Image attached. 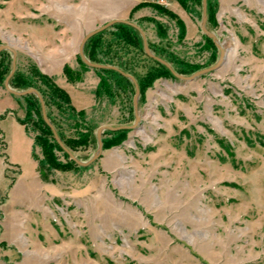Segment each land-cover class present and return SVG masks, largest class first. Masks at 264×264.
<instances>
[{"label":"rangeland","instance_id":"1","mask_svg":"<svg viewBox=\"0 0 264 264\" xmlns=\"http://www.w3.org/2000/svg\"><path fill=\"white\" fill-rule=\"evenodd\" d=\"M41 1L44 19L33 18L31 3L26 21L40 20L48 46L58 44L52 70L22 31L13 33L24 0H0V45L8 46L0 56V264H264V0H210L206 28L224 56L192 80L161 75L142 42L114 24L82 43L87 32L129 20L150 52L190 76L222 53L202 28L203 0L190 11L177 0ZM93 44L97 63L136 81L88 65L80 51L93 62ZM14 58L18 79L44 94V74L85 112L79 119L51 101L45 109L77 159L98 154L102 126L131 127L120 140L105 129L107 146L87 166L53 147L56 168H42L41 114H28L27 97L6 87ZM78 132L89 135L83 144Z\"/></svg>","mask_w":264,"mask_h":264},{"label":"trees","instance_id":"2","mask_svg":"<svg viewBox=\"0 0 264 264\" xmlns=\"http://www.w3.org/2000/svg\"><path fill=\"white\" fill-rule=\"evenodd\" d=\"M177 1L182 6H184L186 9H188L189 11H190L189 2H197L198 1V2L202 3V0H177ZM149 5H153V4L149 3ZM154 6L158 7L160 10H162V11H164L166 13H170L171 15H173L172 12H169L168 10L163 9L162 6H159L157 4H154ZM213 14H214V11H213L212 6H211V1L207 0V15H208V20L209 21H211V20L213 21ZM180 23L182 24V21H180ZM114 26L117 27V29H119L120 35L124 39H126V38L130 39L132 37H133V39L137 38L138 45L140 46V41L142 42L141 44L144 45L143 36H142L141 32L138 30V28H136L132 24L124 22V21H118V22L114 23ZM104 30H102V31H104ZM102 31H99L96 34L92 35L89 38V40H93ZM183 31H185V28H183ZM206 38L208 40V43L211 46H213L214 48H216V44H215V41L213 40V38L211 36H209V35H206ZM94 48H95V44H93L91 46V49L89 51V57L91 58L93 63H97L99 61L95 57V49ZM2 53H3V50L0 51V56L2 55ZM155 55L161 57L162 54L157 52V54H155ZM169 58H171V57H169ZM163 59H165V58H163ZM154 60L157 62L158 66H159V69H160L159 71L161 72V75L165 74V75L175 76L173 74V71H172V69L175 70V68L172 65H171V67H172V69H171L168 66H166L165 64L159 62L158 60H156V59H154ZM165 60H167V59H165ZM167 61L168 62L172 61L173 63H175L172 58L167 60ZM99 64H102V63H99ZM96 68L106 72L107 76H109L110 78H112L116 82H119L120 80L129 81V77H127L126 75L122 74V72L117 70V69L106 68V67H96ZM180 69L184 70L186 68L182 67ZM9 71H10V69H9ZM175 71L180 73V74H182L181 73L182 71H179V70H175ZM16 76L17 75H16V71H15L12 74V76L10 77V82L12 83V85L14 87H23L25 89L31 88L30 87L31 84L25 78H23V79L19 78L18 79ZM41 77L44 80V82H46L47 85L50 87V92H44V94L38 89L39 90L38 92L42 93V94L41 93L40 94L43 95L42 96L43 99L45 98V101H46L45 102L46 103L45 106L46 105L49 106V102L51 101V102L57 104V106L59 108L65 110V111H68L70 113V115H73L74 117H78L79 119L80 118H84L85 112L83 110L82 111H77L75 109V107L71 104L69 94L67 93V91L65 89L59 87L54 82H52V80L48 76H46L44 74H41ZM105 82H106V78H104V83ZM139 87L141 89V84H140ZM25 96L28 99V108H27L28 109V114H31V111L34 110V109L38 110L39 113L41 114L40 115L41 116L40 117V123L43 125V127L41 128V132H42V134L44 136L42 135L43 139H40L41 136L37 137V140H38V143L40 142L41 146L44 149L45 157H44V159H42L40 161L39 164H40V166L42 168L45 167L46 164L49 165V167H51V168H53V167L56 168L55 166H57V165H54L55 164L54 160H53L54 158H53V155L50 152V150H52L53 147H56V148L62 150L65 153V155L68 156L69 158H71V157L68 154V152L66 150H64L63 147L58 143V141L55 138L52 126L44 119L43 112H42V104H41L40 99L38 98V96H36L34 93H29V94H26ZM124 131H126V129L106 130L105 133L114 134L115 135V139L120 140L122 138L121 137L122 136V132H124ZM78 133L80 135V137H79L80 141H77V142H79L80 144H83L88 139V138H86V136L88 137L89 135L88 134L85 135L83 132H78ZM58 135H59L60 139L62 140V142L64 143V145L69 150H71L70 143L67 140H64V138H63V136L61 134L58 133ZM106 141L107 140H102L103 147L107 146ZM117 142H119V141H116L115 143H117ZM71 161L74 162L76 165H79L72 158H71Z\"/></svg>","mask_w":264,"mask_h":264},{"label":"water","instance_id":"3","mask_svg":"<svg viewBox=\"0 0 264 264\" xmlns=\"http://www.w3.org/2000/svg\"><path fill=\"white\" fill-rule=\"evenodd\" d=\"M206 11H207V0H203V21H202V28H203V30L206 32L207 35H209V36H211V37L213 38V40L215 41V43L220 47V50H221L222 53H221V57H220V59L217 61V63H216L215 65H212V66H209V67H206V68L200 69V70L196 71L195 73H193V74L190 75V76L183 75V74H180V73L176 72L174 69H172L171 64H170L167 60H165V59H163V58H161V57H159V56H156L155 54H153L152 52H150V50H149V46H148V43H147V41H146V37H145V35H144L143 30H142V29H141L136 23L131 22V21H129V20L115 19V20L110 21V22H108L107 24H105V25H103V26H101V27H99V28H97V29H95V30L89 32V33L85 36V38H84V40H83L82 47H83L85 41H86L89 37H91L92 35H94V34H96L97 32L102 31L103 29H105V28L111 26V25L114 24L115 22H118V21H124V22H127V23L132 24L133 26H135L136 28H138V30L141 32V34H142V36H143V41H144V48H145L146 53H147L149 56H151L152 58H154V59L158 60L159 62L165 64V65L168 66L169 68H171L172 71H173V74H174L176 77H180V78H183V79H185V80H192V79H194L195 77L202 75L203 73H206V72H208V71H211V70H214V69L218 68V67L220 66V64H221V62H222V59H223V56H224V50H223L222 47L216 42V36L213 35V34H211V33L207 30V28H206V15H207ZM4 48H8V46H7V45H0V51L3 50ZM13 52L15 53L14 50H13ZM80 54H81L83 60H84L88 65H90V66H92V67L114 68V69H117V70L121 71L122 74L126 75L127 77H129V78L132 79L133 81H136L132 75H130V74L127 73V72L122 71L121 69H119V68L116 67V66H113V65H106V64H99V63H93V62L89 61V60L85 57V55H84L82 49H81V51H80ZM14 71H15V58H14V60H13V68H12V70H11V73L9 74V76H8V77L6 78V80H5L6 87H7L8 91H10V92H12V93H14V94H17V95H26V94H29V93H35V94L38 96V98L40 99V102H41V104H42L43 117H44V119H45V120H46V121L52 126L56 140H57L58 143L63 147V149L66 150V151L68 152V154L70 155V157H71L72 159H74V160L77 162V164H79V165H81V166H87V165H89V164L92 163V162H93V161L99 156V154L101 153L102 148H103V143H102V138H101V136H102V132H103L105 129H109V130H118V129H125V128H128V127H131V126H118V127L102 126V127L99 129L98 134H97V136H98V141H99V152H98V154H96V155L93 156L90 160H88V161H86V162L81 161V160L77 159V158L75 157V155L72 153V151H70V150L64 145V143H63L62 140L60 139L58 133L56 132L54 126L49 122V120H48V118H47L46 110H45V109H46V106H45L44 99H43L42 95L38 92V90H36L35 88H28V89L23 90V91H17V90H14V89H12V88L9 87L8 83H9L10 77L12 76V74L14 73ZM136 88H137V93H139V88H138V84H137V83H136Z\"/></svg>","mask_w":264,"mask_h":264},{"label":"crops","instance_id":"4","mask_svg":"<svg viewBox=\"0 0 264 264\" xmlns=\"http://www.w3.org/2000/svg\"><path fill=\"white\" fill-rule=\"evenodd\" d=\"M61 1V0H60ZM109 1V0H108ZM31 3H35L34 5L38 6V15H34L33 18L35 19L38 16H41L42 19H44L43 17V13L41 12H46V5L44 3H42L41 0H39L38 2H32L31 0H24V6H23V17H24V21L22 25L19 26V24L13 23L12 27H13V33L14 34H18L20 31L23 32V37L25 38L24 41H28V46L29 49H37V51L39 52V54L41 55L42 53H44V57H40L41 59V64L44 66L43 69L45 70H52L55 66H58L59 64L56 63L57 62V58H56V54H57V49H58V44L54 43V45H50L48 46L49 41L52 39H49L50 37L47 36V34L45 33L47 27L45 26L44 23H40L36 22L34 23L31 20H27L26 19H30L32 16H30V14L28 13V10H30V6ZM85 21L88 23L89 19H85ZM91 23L93 22V19L90 21ZM88 27V26H86ZM89 28V27H88ZM81 29V28H80ZM82 29L80 32H76L74 33L72 36H70L71 39H77L79 38L81 35ZM89 32H87L86 34H88ZM53 37H55V39L59 38V39H63L62 33H57L55 34ZM55 42V41H54Z\"/></svg>","mask_w":264,"mask_h":264}]
</instances>
